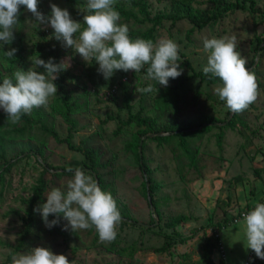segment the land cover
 <instances>
[{
	"label": "rangeland",
	"instance_id": "rangeland-1",
	"mask_svg": "<svg viewBox=\"0 0 264 264\" xmlns=\"http://www.w3.org/2000/svg\"><path fill=\"white\" fill-rule=\"evenodd\" d=\"M255 1L262 11L259 15H255L250 9L236 11L223 21H218L215 26L193 34L190 33L191 24L186 21L175 26L165 22L158 29V40L172 39L179 45L180 65L188 60L197 72H203V67L207 65L208 53L204 51L203 45L205 38L236 36L237 51L247 59L248 69L257 68L258 83L257 100L239 114L241 121L236 123L234 129L225 130L221 144L218 140V133L221 131L216 128L203 136L199 147L200 166L204 169L203 179H199L196 172L190 169V160L181 149L179 139L162 147H158L155 142H148L146 158L154 170L155 181L161 185L155 194L160 215L156 213L155 207L148 204L150 202L144 190V180L137 169L138 164L132 152L124 147L125 142L131 140V135H116L120 125L117 120L104 122L109 116L128 120L129 115L123 105V90L113 101L103 100L106 97L97 90H103L112 83H120L122 88L125 84L123 82L128 78L126 84L132 95L133 112L137 113L141 107H145V114L156 118L160 127H165L171 116H159V104L155 101L166 87L159 86L156 81L146 80L145 73L135 71L120 70L115 72L112 79L105 80L98 72V64L94 62L91 65V62H86L73 49L65 48L62 42L55 39L51 27L36 24L32 14L26 12L21 39L14 48L9 49L16 50L10 59L15 61L17 57L22 58V64L16 62L13 71L9 62L4 66L0 65V79L1 75L10 76L6 70H10L12 74L19 69L27 71L32 67L30 58L33 56L48 61L50 55H59L58 62L67 60L70 66L55 81L57 95L51 97L48 105L43 107L46 126L54 129L62 140L70 135V125L61 116L52 114L53 102L61 94L62 76L66 77L65 90L73 91V98L81 106V111L72 117L77 123L72 131L71 145L74 148L68 143L58 142L40 128H34L28 134L30 137L4 141L6 161L12 165L4 173V181L0 182V264H12V258L9 261L10 255L27 254L36 247L48 248L57 255L63 254L68 257L70 264H204V240L218 234L220 242L213 261H221L223 254L226 256L224 263L245 262L252 250L246 248L243 224L233 222L234 217L244 210L239 209L236 199L243 200L246 194L252 197V188L258 191L257 196H262L264 192L262 180L255 181L254 176L257 168L264 170V51L255 52L258 40L264 37V0ZM77 2L73 6L69 0H39L38 10L48 16L51 12L50 4L55 3L60 8L67 9L74 20L82 23L83 13L87 12L86 0ZM118 3L130 7L129 0H117L116 4ZM202 7L211 11L214 5ZM150 11L152 16L160 12L171 14L172 6L168 1H152ZM137 17L138 20L127 24L129 31L139 33L151 29L150 23L139 15ZM262 48L264 49V44ZM181 69L182 75L170 79L168 86L170 83L181 84L178 90L181 100L179 108L182 111L180 118L183 121L199 123L203 118L209 117L226 121L228 114L232 118L234 113L214 92V88L222 83L210 85L207 81L201 82L186 65L181 66ZM38 71L44 73L42 67ZM149 84L153 86L152 92L137 91ZM94 89H97L96 92H93ZM0 113H4L3 109H0ZM218 123L217 126L225 124ZM1 124H5V127L9 125L5 120ZM135 129L132 126L128 131L132 133ZM196 140L195 136L187 140L191 148H194ZM84 145L93 146L102 153V167L98 173L109 184L108 192L120 209L126 208L135 222L121 219V223L117 225L116 239L110 243H102L95 227L73 232L70 228L65 230L67 221L62 219L57 226L48 229L42 216L36 212L33 232L20 248L19 241L25 230L22 217L27 216V207L22 201L32 195L41 177L47 183V190L39 205L47 202L46 195L52 188L66 189L68 181L74 175L65 173L64 170L57 171L60 176L54 170L44 174L43 163L63 169L79 167L91 174L94 180L98 179L96 173H90L85 168L84 154L77 150L84 148ZM40 150L43 151V157L36 156ZM5 165L0 159V172H4L9 166ZM238 176L248 177L252 182L243 181L240 183L242 189H238L239 184L233 181ZM152 218L156 223H151ZM179 218H186L188 221L172 227V223ZM52 219L55 217L49 216V220ZM161 248H165V252H159Z\"/></svg>",
	"mask_w": 264,
	"mask_h": 264
},
{
	"label": "clouds",
	"instance_id": "clouds-1",
	"mask_svg": "<svg viewBox=\"0 0 264 264\" xmlns=\"http://www.w3.org/2000/svg\"><path fill=\"white\" fill-rule=\"evenodd\" d=\"M117 0H86L87 12L83 22L76 21L67 9L55 3L50 4V15L38 10L39 0H0V44H11L19 23L20 10L32 14L38 25H46L54 30V37L65 48L73 49L86 62L99 65L98 72L105 80H110L117 71L140 72L146 69V80L158 82L167 87L170 79L182 75L179 63V45L172 39L161 38L157 42L145 39H131L127 24L120 23V13L116 10ZM204 51L208 53L205 75L219 78L220 86L214 88L227 108L239 114L258 98L256 75L250 71L247 59L237 51L236 36L205 38ZM15 49L6 55L12 58ZM32 67L27 71L19 69L11 77L0 82V109L7 116V123L18 124L23 115L33 109L46 107L49 99L57 95L55 81L59 74L70 66L67 60L57 63L55 58L48 61L39 56L30 58ZM44 69V73L38 71ZM153 86L137 89L142 93L152 92ZM74 173L64 187H54L46 195L47 202L38 205L34 211L42 216L45 227L51 229L60 223L61 217L67 221L65 230L76 232L95 227L102 243L112 242L117 236V225L121 223V213L110 192H105L91 174L82 168H68ZM49 216L55 219L49 220ZM246 248L256 257L264 260V203H257L253 210L244 214ZM12 264H70L67 256L54 254L45 247H36L27 254L12 256ZM74 264V262H72Z\"/></svg>",
	"mask_w": 264,
	"mask_h": 264
},
{
	"label": "trees",
	"instance_id": "trees-1",
	"mask_svg": "<svg viewBox=\"0 0 264 264\" xmlns=\"http://www.w3.org/2000/svg\"><path fill=\"white\" fill-rule=\"evenodd\" d=\"M73 6L78 4L77 0H69ZM152 1H156L158 3H164L168 1L172 6L171 14L167 13H158L155 16H152L150 11V5ZM130 7L127 8L120 3L115 5L116 10L120 13V23L128 24L132 20H138V15L144 19L145 22H148L152 25L151 29H148L144 32L134 33L129 31V36L131 39L135 40L138 38L145 39V40H152L154 43L157 42L158 36L157 32L160 27L165 22H170L172 26H175L179 22H189L192 26L190 29V33H194L198 30H203L208 27L215 26L218 21H223L229 14L235 13L236 11L240 10H247L250 9L251 12L255 13V15H259L262 13L261 9L257 7L255 0H129ZM206 5H214L211 11L206 10L202 6ZM26 14L25 9L22 7L20 10V17L19 23L16 26L14 36L15 39L11 44L3 45L0 44V65L5 63H10V66L13 71V66L17 62L18 64H22V58H16L15 61L10 59L6 53L9 52V49L14 48V45L18 43L21 39V29L24 25V15ZM264 16V13L262 14ZM143 21V22H144ZM262 44H264V37H261L257 45L255 47V52L264 51L262 48ZM47 55V54H46ZM52 58H55V61L59 63V55L56 54L50 55ZM50 57V58H51ZM94 61L91 62V65ZM186 65L190 70L193 72L194 77H198L201 82L207 81L208 84H219L222 83L219 78H210L211 74L205 75L203 72H197L192 67V64L187 60L184 61L181 66ZM256 66V64H255ZM147 65L144 69L140 71V73L146 74ZM249 69L253 71L255 75L257 74V68ZM12 76L10 70H6ZM68 73L66 74V76ZM3 76L1 75L0 81L2 82ZM65 76H62L61 79V87L60 92L56 99L53 102V109L52 114L61 116L64 121L70 125V135L65 139L62 140L59 138L58 133L54 129H48L46 126V113L43 107L33 109L31 115H23L21 117V121L18 124H10L8 123V127H5V124H1L2 120H5L7 123V116L5 113H0V159L3 160L6 165H9L7 168L4 169V172H0V182L4 181V173L8 172L11 168V163L6 161V153H5V146L4 141L8 139H23L25 137H30V134L34 128H40L45 133L47 132L50 136L54 137L55 140L58 142L68 143L72 148L71 140L73 133L72 131L76 128L77 123L72 119V117L81 111V106L78 102L73 98V91H66L65 90ZM112 79V78H111ZM128 81V78H126ZM123 82V87L121 88L120 83L117 85L115 83H110L108 87L105 89L97 90L94 89L93 92L101 93L103 100H111L113 101L116 97H119L121 90H123V105L128 112L129 118L127 121H123L120 117H107L104 122H108L111 120H117L120 125L116 130L117 136H123L130 134L131 140L125 142L124 147L132 152L137 164H138V171L143 178V186L144 190L146 191V197L149 200V196L151 198L152 203H148L152 208L155 207L156 213L160 215L159 206L155 199V194L161 187L159 183L155 181L153 177L154 170L151 169L150 164L146 158V147L148 146V142H155L158 147H162L166 144L171 143L174 139H179L181 149L187 154L190 163L189 167L191 170L196 172V175L199 179H203L204 177V169L200 166L201 160L199 158L200 152L199 147L200 142L203 139V136L211 133L213 128L220 130L221 132L218 133V140L219 144L222 143L223 137L225 135V130L227 128H235L236 123L241 121L240 113L235 114L230 119L228 114V119L226 121H219L214 119L213 117L203 118V120L199 123H187L183 121L180 116L182 111L179 108V104L181 102L180 95H179V88L181 84H171L167 86L166 89L159 95L158 99L155 103L159 104L157 108H159V116L167 115L171 116V119L168 120L167 125L165 127H160L158 125V121L156 118L150 117L149 115L145 114V107H141V109L137 112H133V106L131 105L132 102V95L130 93V89L126 82ZM244 112V111H243ZM230 113V112H229ZM229 120V121H228ZM218 122H224L225 124L222 126H217ZM219 124V123H218ZM134 126L136 129L134 132H129L128 128ZM195 136L197 139L194 141L193 147L191 148L188 143V139L190 137ZM44 148V145H42ZM78 151H82L85 157L84 166L90 173H96L98 179L99 186L105 192H108L109 184H107L102 175L98 173L99 169L102 167L101 163V156L102 153L99 149L94 148L93 146L84 145V148H77ZM40 155L43 157V151L40 150L36 153V156ZM11 164V165H10ZM5 165V166H6ZM4 166V167H5ZM43 172L44 174L54 170L55 174H59L57 171L64 170L65 173H69L67 169L52 167L48 163H43ZM1 170V169H0ZM2 171V170H1ZM71 174V173H70ZM255 181L262 180L264 184V170L263 169H256L255 173ZM233 181L236 184H239L243 181L252 182V180L248 177L238 176ZM47 190V183L44 178H40L38 184L34 187L32 195L28 199H24L22 203L27 207V216L22 217V221L25 224V230L23 231L21 238H20V248L26 243L27 238L32 234L34 226H35V218L34 215L36 212L34 209L44 200V194ZM257 191L251 189V194L255 196ZM263 200L260 199L259 203ZM150 202V201H149ZM117 203V202H116ZM229 204V203H228ZM118 209L121 213V217L123 220H133L131 219L130 214L127 212L126 208L120 209L119 204L117 203ZM254 209V208H252ZM245 210V209H244ZM63 218L61 217L60 222ZM135 222V220H133ZM188 221L186 218H179L175 222L172 223V227L178 226L182 222ZM152 224L156 223L155 220L152 218ZM220 239L215 235L208 236L204 240L203 250H202V262L204 264H225L224 261H219L215 263L213 261V255L215 250L219 245ZM18 248V249H20ZM17 249V250H18ZM159 252H165V248L159 249ZM12 256L10 255L9 261L11 260ZM254 264H264V261L261 259L255 261Z\"/></svg>",
	"mask_w": 264,
	"mask_h": 264
},
{
	"label": "crops",
	"instance_id": "crops-1",
	"mask_svg": "<svg viewBox=\"0 0 264 264\" xmlns=\"http://www.w3.org/2000/svg\"><path fill=\"white\" fill-rule=\"evenodd\" d=\"M263 183V182H262ZM242 184H240L239 183V187H238V189H242ZM252 189H254V188H252ZM263 192V191H262ZM257 193H258V191H257ZM257 193H256V195L255 196H252V197H250L249 195H245L243 198V200H240V198H237L236 200L238 201V204H239V206H240V208L239 209H252V208H254L255 207V205L257 204V203H259V201H260V199H262V198H264V192H263V195L261 196L260 194H259V196H257ZM241 201L243 202V203H241ZM230 204V203H229ZM236 204V203H235ZM223 261V260H222ZM246 261V260H245ZM225 263H227V262H225ZM245 263V262H244ZM243 263V264H244Z\"/></svg>",
	"mask_w": 264,
	"mask_h": 264
},
{
	"label": "built area",
	"instance_id": "built-area-1",
	"mask_svg": "<svg viewBox=\"0 0 264 264\" xmlns=\"http://www.w3.org/2000/svg\"><path fill=\"white\" fill-rule=\"evenodd\" d=\"M261 203H264V198H263V200L261 201ZM251 210H253V209H245V210L240 211V212L234 217L233 222H234V223H237V221L243 220V216H244V214H245L246 212H248V211H251ZM216 237L219 238V234H218ZM221 258H222V260H225V259H226V256L222 254V255H221ZM257 260H259V258H257L256 255H255V253H254L253 251H251V253L248 255V257H247V259H246V261H245L244 264H254L255 261H257ZM225 264H228V263H225Z\"/></svg>",
	"mask_w": 264,
	"mask_h": 264
},
{
	"label": "water",
	"instance_id": "water-1",
	"mask_svg": "<svg viewBox=\"0 0 264 264\" xmlns=\"http://www.w3.org/2000/svg\"><path fill=\"white\" fill-rule=\"evenodd\" d=\"M97 182H98V181H97ZM98 185H99V183H98ZM149 201H150V203H152L150 196H149Z\"/></svg>",
	"mask_w": 264,
	"mask_h": 264
}]
</instances>
